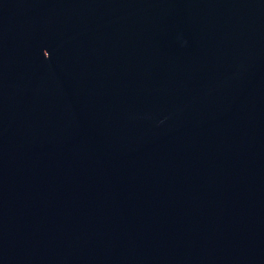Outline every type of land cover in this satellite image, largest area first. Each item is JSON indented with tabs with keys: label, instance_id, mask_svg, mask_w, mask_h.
Wrapping results in <instances>:
<instances>
[{
	"label": "water",
	"instance_id": "water-1",
	"mask_svg": "<svg viewBox=\"0 0 264 264\" xmlns=\"http://www.w3.org/2000/svg\"><path fill=\"white\" fill-rule=\"evenodd\" d=\"M0 264H264V0H0Z\"/></svg>",
	"mask_w": 264,
	"mask_h": 264
}]
</instances>
